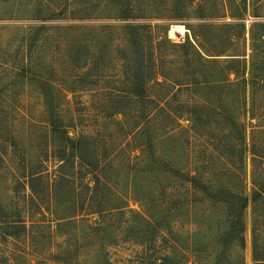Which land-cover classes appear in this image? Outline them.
I'll list each match as a JSON object with an SVG mask.
<instances>
[{"label":"rangeland","instance_id":"obj_1","mask_svg":"<svg viewBox=\"0 0 264 264\" xmlns=\"http://www.w3.org/2000/svg\"><path fill=\"white\" fill-rule=\"evenodd\" d=\"M255 190L264 0H0V264H252Z\"/></svg>","mask_w":264,"mask_h":264},{"label":"trees","instance_id":"obj_2","mask_svg":"<svg viewBox=\"0 0 264 264\" xmlns=\"http://www.w3.org/2000/svg\"><path fill=\"white\" fill-rule=\"evenodd\" d=\"M139 95V94H138ZM140 96V95H139ZM96 179L100 180L99 176L96 175ZM263 191H254L252 202L254 204L258 203L263 199ZM249 204V200L247 198H244L242 208L245 209ZM242 232L245 231V224L242 222L241 226ZM252 264H264V247H262L259 244V241L257 239V234L255 230V224H253V230H252ZM246 242L244 236L241 237V247L245 249ZM241 264H245L244 259L242 260Z\"/></svg>","mask_w":264,"mask_h":264}]
</instances>
